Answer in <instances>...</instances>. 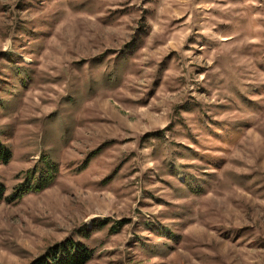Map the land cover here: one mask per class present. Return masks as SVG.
I'll list each match as a JSON object with an SVG mask.
<instances>
[{
	"label": "rangeland",
	"instance_id": "obj_1",
	"mask_svg": "<svg viewBox=\"0 0 264 264\" xmlns=\"http://www.w3.org/2000/svg\"><path fill=\"white\" fill-rule=\"evenodd\" d=\"M0 155V264H264V0H0Z\"/></svg>",
	"mask_w": 264,
	"mask_h": 264
},
{
	"label": "trees",
	"instance_id": "obj_2",
	"mask_svg": "<svg viewBox=\"0 0 264 264\" xmlns=\"http://www.w3.org/2000/svg\"><path fill=\"white\" fill-rule=\"evenodd\" d=\"M0 159L7 162L9 156H2ZM41 191L42 189L33 192L40 193ZM5 195L6 188L0 184V205L6 201ZM93 259L94 253L86 245L67 240L55 247L48 255L35 260L31 264H89Z\"/></svg>",
	"mask_w": 264,
	"mask_h": 264
}]
</instances>
